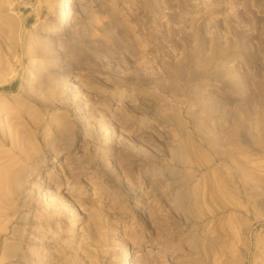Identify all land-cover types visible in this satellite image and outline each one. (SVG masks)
<instances>
[{"label":"rangeland","instance_id":"rangeland-1","mask_svg":"<svg viewBox=\"0 0 264 264\" xmlns=\"http://www.w3.org/2000/svg\"><path fill=\"white\" fill-rule=\"evenodd\" d=\"M57 2L0 0V264H264V0Z\"/></svg>","mask_w":264,"mask_h":264},{"label":"bare ground","instance_id":"bare-ground-1","mask_svg":"<svg viewBox=\"0 0 264 264\" xmlns=\"http://www.w3.org/2000/svg\"><path fill=\"white\" fill-rule=\"evenodd\" d=\"M67 2L68 0H58L57 2V6L59 8V12H58V20H57V25L58 26H64L67 22V19H68V15H67ZM153 248V247H151ZM150 253H154V250L150 249V250H147ZM160 252V251H159ZM155 253H158L157 251ZM136 257V256H135ZM135 257H132L133 259H129L125 262V264H135L137 262H139V258H135ZM135 259V260H134Z\"/></svg>","mask_w":264,"mask_h":264},{"label":"crops","instance_id":"crops-1","mask_svg":"<svg viewBox=\"0 0 264 264\" xmlns=\"http://www.w3.org/2000/svg\"><path fill=\"white\" fill-rule=\"evenodd\" d=\"M29 7H31V6H29ZM32 7H33V5H32ZM32 7H31V8H32ZM31 10H32V9H31ZM29 14H30L29 17H31V16L34 15L33 11H31Z\"/></svg>","mask_w":264,"mask_h":264}]
</instances>
